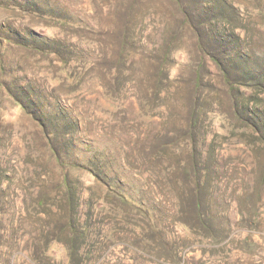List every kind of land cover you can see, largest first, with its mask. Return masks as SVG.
Wrapping results in <instances>:
<instances>
[{"label":"rangeland","instance_id":"obj_1","mask_svg":"<svg viewBox=\"0 0 264 264\" xmlns=\"http://www.w3.org/2000/svg\"><path fill=\"white\" fill-rule=\"evenodd\" d=\"M0 264H264V0H0Z\"/></svg>","mask_w":264,"mask_h":264},{"label":"trees","instance_id":"obj_2","mask_svg":"<svg viewBox=\"0 0 264 264\" xmlns=\"http://www.w3.org/2000/svg\"><path fill=\"white\" fill-rule=\"evenodd\" d=\"M224 73H226V70L224 71Z\"/></svg>","mask_w":264,"mask_h":264}]
</instances>
